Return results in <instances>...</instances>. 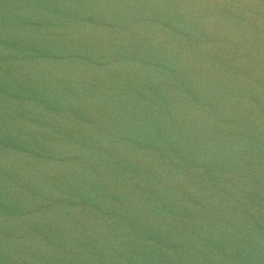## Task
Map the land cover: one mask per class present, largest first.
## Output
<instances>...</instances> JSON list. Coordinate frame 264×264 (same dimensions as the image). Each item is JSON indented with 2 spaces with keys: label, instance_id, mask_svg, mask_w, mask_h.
<instances>
[{
  "label": "water",
  "instance_id": "1",
  "mask_svg": "<svg viewBox=\"0 0 264 264\" xmlns=\"http://www.w3.org/2000/svg\"><path fill=\"white\" fill-rule=\"evenodd\" d=\"M0 264H264V0H0Z\"/></svg>",
  "mask_w": 264,
  "mask_h": 264
}]
</instances>
